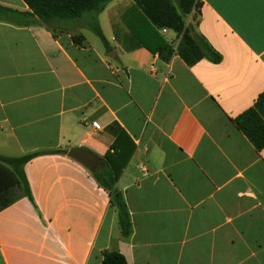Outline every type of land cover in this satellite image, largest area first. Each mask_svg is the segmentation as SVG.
Here are the masks:
<instances>
[{
  "label": "crops",
  "instance_id": "1",
  "mask_svg": "<svg viewBox=\"0 0 264 264\" xmlns=\"http://www.w3.org/2000/svg\"><path fill=\"white\" fill-rule=\"evenodd\" d=\"M198 2L185 24L217 64L187 66L180 37L152 31L135 0L99 15L110 51L87 30L0 21V156L86 149L97 173L117 172L131 226L123 237L108 194L67 155L25 165L35 207L0 164V264H100L105 251L127 264H264V149L234 123L264 92V0Z\"/></svg>",
  "mask_w": 264,
  "mask_h": 264
},
{
  "label": "trees",
  "instance_id": "2",
  "mask_svg": "<svg viewBox=\"0 0 264 264\" xmlns=\"http://www.w3.org/2000/svg\"><path fill=\"white\" fill-rule=\"evenodd\" d=\"M22 1L28 7V11L22 12L0 5V21L17 26H43L51 32L53 37L73 31L87 30L99 39L105 51H110L99 24V15L112 0ZM135 2L137 8L141 9L142 18L152 31L155 30V27L169 29L180 37L177 54L187 66H192L203 59L215 64L221 61V56L196 31L195 26L185 24V18L200 6L198 0H135ZM71 39L77 46L84 43V37L81 34L74 35ZM159 48L164 59H168L172 53L170 48L163 43ZM234 123L257 151L264 149V92L258 96L254 106L237 117ZM47 154L71 157L70 153L65 150L36 152L20 157L0 156V164L13 172L27 199L34 207L24 167L32 159ZM90 172L97 185L108 194L111 206L116 208L121 235L127 237L131 226L123 198L115 189L118 180L117 172L113 171L108 162H106V168L100 172L97 173L94 169ZM100 264L127 263L120 253L105 251L102 253Z\"/></svg>",
  "mask_w": 264,
  "mask_h": 264
},
{
  "label": "water",
  "instance_id": "3",
  "mask_svg": "<svg viewBox=\"0 0 264 264\" xmlns=\"http://www.w3.org/2000/svg\"><path fill=\"white\" fill-rule=\"evenodd\" d=\"M70 155L75 161L84 165L89 170L95 169L98 164V158L84 148L73 149L70 151Z\"/></svg>",
  "mask_w": 264,
  "mask_h": 264
},
{
  "label": "built area",
  "instance_id": "4",
  "mask_svg": "<svg viewBox=\"0 0 264 264\" xmlns=\"http://www.w3.org/2000/svg\"><path fill=\"white\" fill-rule=\"evenodd\" d=\"M93 129H98V124L96 122L91 123Z\"/></svg>",
  "mask_w": 264,
  "mask_h": 264
}]
</instances>
